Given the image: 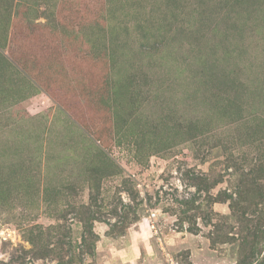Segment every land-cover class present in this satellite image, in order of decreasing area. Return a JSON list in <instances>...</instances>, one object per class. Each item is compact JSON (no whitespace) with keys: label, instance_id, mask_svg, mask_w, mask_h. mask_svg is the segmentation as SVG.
Returning <instances> with one entry per match:
<instances>
[{"label":"rangeland","instance_id":"rangeland-1","mask_svg":"<svg viewBox=\"0 0 264 264\" xmlns=\"http://www.w3.org/2000/svg\"><path fill=\"white\" fill-rule=\"evenodd\" d=\"M260 162L264 0H0V264H264Z\"/></svg>","mask_w":264,"mask_h":264},{"label":"trees","instance_id":"trees-1","mask_svg":"<svg viewBox=\"0 0 264 264\" xmlns=\"http://www.w3.org/2000/svg\"><path fill=\"white\" fill-rule=\"evenodd\" d=\"M196 51H198V49H196ZM208 63V64H206ZM206 63H203L200 68L201 69H205L204 72L202 71H198L197 73L200 74V76L203 78L202 80L206 81L204 82L205 84H203L205 87L208 86L209 88H216V87H219V88H228V89H238L239 86L241 85H237L236 81L234 79H230L229 80V77H228V72H225V70H217V67H216V63H209V62H206ZM235 100H232L230 104L234 105ZM238 109V108H237ZM264 162H260L258 165H257V169L256 171H264Z\"/></svg>","mask_w":264,"mask_h":264},{"label":"built area","instance_id":"built-area-1","mask_svg":"<svg viewBox=\"0 0 264 264\" xmlns=\"http://www.w3.org/2000/svg\"><path fill=\"white\" fill-rule=\"evenodd\" d=\"M151 216L154 217V214H152Z\"/></svg>","mask_w":264,"mask_h":264}]
</instances>
